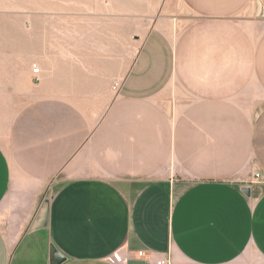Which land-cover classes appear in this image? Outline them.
Returning <instances> with one entry per match:
<instances>
[{
  "label": "crops",
  "instance_id": "0c3cea01",
  "mask_svg": "<svg viewBox=\"0 0 264 264\" xmlns=\"http://www.w3.org/2000/svg\"><path fill=\"white\" fill-rule=\"evenodd\" d=\"M19 27L0 16V264H264V51L127 80L126 20Z\"/></svg>",
  "mask_w": 264,
  "mask_h": 264
},
{
  "label": "rangeland",
  "instance_id": "374dc122",
  "mask_svg": "<svg viewBox=\"0 0 264 264\" xmlns=\"http://www.w3.org/2000/svg\"><path fill=\"white\" fill-rule=\"evenodd\" d=\"M0 2L1 6L15 3V8H1L0 16L15 18L22 32L63 33L71 42L75 41V13H95L111 23L126 20L127 80L192 79L200 76L196 72L203 67L230 68L237 38L241 51H264V0H251V7L241 8L240 16L232 8L233 0ZM75 5L86 8L77 10Z\"/></svg>",
  "mask_w": 264,
  "mask_h": 264
},
{
  "label": "built area",
  "instance_id": "2783aa9c",
  "mask_svg": "<svg viewBox=\"0 0 264 264\" xmlns=\"http://www.w3.org/2000/svg\"><path fill=\"white\" fill-rule=\"evenodd\" d=\"M40 68L37 65L33 67V73H39ZM119 82L113 84V89L119 88ZM260 173H256V177H260ZM136 256L144 262V264H170L167 257L159 256L154 252L147 251L145 249H139L136 251ZM129 256L126 250L123 248H118L112 252L109 256L108 261L110 264H127Z\"/></svg>",
  "mask_w": 264,
  "mask_h": 264
},
{
  "label": "water",
  "instance_id": "95a60500",
  "mask_svg": "<svg viewBox=\"0 0 264 264\" xmlns=\"http://www.w3.org/2000/svg\"><path fill=\"white\" fill-rule=\"evenodd\" d=\"M62 258H64V257H62ZM60 261H58V263H59ZM58 263H56V264H58Z\"/></svg>",
  "mask_w": 264,
  "mask_h": 264
}]
</instances>
